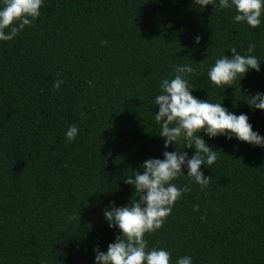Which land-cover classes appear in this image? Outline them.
<instances>
[{
	"label": "trees",
	"instance_id": "trees-1",
	"mask_svg": "<svg viewBox=\"0 0 264 264\" xmlns=\"http://www.w3.org/2000/svg\"><path fill=\"white\" fill-rule=\"evenodd\" d=\"M235 14L194 0H44L31 26L0 41V264H95L94 248L107 251L119 229L104 209L136 199L123 181L164 158L155 98L178 65L196 69L195 97L247 114L264 137V111L245 101L264 93V18L253 29ZM250 43L261 71L214 85L209 68ZM201 135L217 150L201 169L212 180L202 190L183 169L174 183L191 190L146 235L149 248L168 250L172 264H264V148Z\"/></svg>",
	"mask_w": 264,
	"mask_h": 264
},
{
	"label": "clouds",
	"instance_id": "clouds-1",
	"mask_svg": "<svg viewBox=\"0 0 264 264\" xmlns=\"http://www.w3.org/2000/svg\"><path fill=\"white\" fill-rule=\"evenodd\" d=\"M198 8L216 6L220 9H233L234 21L246 22L255 29L260 27L264 18V0H194ZM44 0H3L0 8V41H12L25 28L31 26L32 20L41 15ZM29 17L31 19H29ZM202 37H195L197 45ZM255 43L248 45L246 55L240 54L235 46H231L232 56L224 55L217 59L209 68L208 77L216 86L233 87L251 71H261V62L252 53ZM196 69L190 65L176 66L174 78L162 80L161 94L155 98L159 111L155 120L161 126L159 136L164 139L163 159L149 158L144 161L141 170L134 171V177L129 176L123 182L134 188V196L127 206L117 207L112 202L105 208L103 215L110 228L119 229L115 242L109 243L107 251H101L99 245L94 248L95 264H172L171 253L165 248H149L148 234H155L163 228L172 214L175 204L191 189L187 185L178 187L174 181L185 175L203 190L208 187L212 178L201 171L206 166L211 169L217 161V150H214L203 138L204 133L209 138H233L242 143L264 148V137L253 130L249 116L230 112L223 103H213L195 97L190 86L189 76ZM63 83L57 80L55 89ZM91 84V81H89ZM252 110L264 111V93L247 95L245 100ZM79 129L70 125L65 133L68 142H74ZM185 142L182 149L178 142ZM173 145L175 151H168ZM185 149H195V154L188 155ZM133 196V197H134ZM199 211V205L194 206ZM175 264H192L191 256H183Z\"/></svg>",
	"mask_w": 264,
	"mask_h": 264
}]
</instances>
